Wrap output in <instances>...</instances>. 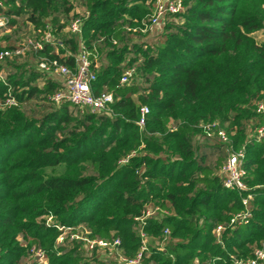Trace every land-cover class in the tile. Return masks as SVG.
<instances>
[{
  "label": "trees",
  "instance_id": "obj_1",
  "mask_svg": "<svg viewBox=\"0 0 264 264\" xmlns=\"http://www.w3.org/2000/svg\"><path fill=\"white\" fill-rule=\"evenodd\" d=\"M76 3L85 11L75 14ZM184 6L167 16L161 32L144 33L150 0H0V16L8 19L0 32L24 21L37 31L34 39L50 26L57 41L0 64V99L11 94L19 104L0 110V264H38L33 246L45 252L47 264H118V256L104 259L107 252H90L71 239L83 231L91 240L119 239L128 258L139 254L145 233V264H232V257L246 260L264 250V138L258 139L264 43L251 38L264 30L262 4L184 0ZM76 18L83 20L81 35L68 32ZM64 31L69 36L57 39ZM81 42L97 74L95 93L114 96L109 113L55 104L61 84L38 69L44 58L74 67ZM129 69L136 72L132 82L119 86ZM32 100L43 109H21ZM143 106L150 113L141 130ZM212 122L230 144L204 134L201 124ZM230 145L245 150L249 192L223 185ZM58 167L65 172L45 174ZM249 193L250 223L230 227ZM30 199L36 208L26 204ZM148 208L167 214L141 224L136 219ZM45 216L58 222L37 221ZM60 227L71 229L61 244Z\"/></svg>",
  "mask_w": 264,
  "mask_h": 264
},
{
  "label": "built area",
  "instance_id": "obj_2",
  "mask_svg": "<svg viewBox=\"0 0 264 264\" xmlns=\"http://www.w3.org/2000/svg\"><path fill=\"white\" fill-rule=\"evenodd\" d=\"M152 2V14L149 18V22L146 24L143 32L161 30L164 26L168 15H176L185 11L184 0H150ZM7 22V21H6ZM83 20L80 18L74 19L68 28V32L73 35L82 34ZM3 25V24H2ZM57 41L52 34V28L50 26L43 32L39 39L28 38L24 43L15 49H3L0 50V64L8 60H14L16 58L24 56L28 51L33 50L35 52L43 51L45 45H56ZM70 54L67 53L68 57ZM93 64L90 59V53L84 42L80 43V52L75 57L74 67L59 63L58 61H50L47 58L42 59L38 64V69L46 74L58 79L61 84V88L56 92L51 100L55 104H61L62 102H69L76 108L84 111L88 110L94 114L109 113L110 107L114 103V96L111 92L95 93L93 84L97 80V74L93 70ZM96 69L98 66L95 67ZM95 69V70H96ZM135 69L127 70L120 78L119 86L129 85L135 75ZM0 81H4V77L0 74ZM18 101L16 98L8 94L4 99H0V110L4 111L12 107H18ZM258 111L264 113V104H259ZM150 113L149 108L143 106L140 108V119L138 126L143 129L146 124V117ZM217 122L201 124L200 128L203 130L207 137H214L217 135L223 143L230 144L231 140L228 134L218 128ZM264 138V126L258 130V139ZM245 150H235L233 145L227 148L226 163L221 170L223 185L226 189L236 191L239 193L249 192L250 189L245 184L244 179L246 176V170L244 168ZM128 158L123 162H127ZM254 200L252 194H248L243 197L242 204L244 209L238 214L234 215L230 220V227L248 225L252 219V212L249 209L250 203ZM157 213L166 215L167 212L161 211V209L148 208L142 218L136 219L141 224L146 218L155 216ZM63 231L62 235L58 239V243H63L65 235L70 234L71 229L59 228ZM223 226H218L215 230V234L220 237ZM86 232L80 234L71 233L72 240L77 242H83L85 248L90 252L99 249L102 252H107L105 257L118 256L116 261L118 264H145L143 262L144 252L148 250L147 236L145 233L141 234L142 247L136 258H128L123 255L119 249L121 241L116 239L113 243L103 240H91L87 236ZM164 241L170 236V231L165 230ZM164 246V244H162ZM32 257L36 258L38 264H47V257L43 250L31 249ZM232 264H264V250L256 248L253 253V257L250 259H238L232 257ZM29 264V263H23Z\"/></svg>",
  "mask_w": 264,
  "mask_h": 264
},
{
  "label": "rangeland",
  "instance_id": "obj_3",
  "mask_svg": "<svg viewBox=\"0 0 264 264\" xmlns=\"http://www.w3.org/2000/svg\"><path fill=\"white\" fill-rule=\"evenodd\" d=\"M248 2L251 5L262 4L261 9H259V14H260L261 17H264V3H262V0H248ZM83 11H85V10L82 7V5L80 3H76L75 4V11H74V13L75 14L78 13V12L79 13H82ZM7 20H8L7 18L0 16V29L6 27V25H7V22L6 21ZM15 32H16V35H15ZM160 32H161V30H160ZM160 32H158V34ZM154 34H156V33H154ZM9 35L11 36V39L10 40H6V39L4 40L3 39L4 36H9ZM37 35H38L37 31L34 29V26L31 23L24 22V21H19V24L17 25L16 29H14V30L6 29L5 31H1L0 32V47L1 48H5L6 46H14V47H16L17 45H19L23 41H25L26 38H28V37L34 38ZM63 36H69L68 32L67 31H64V32H62L60 34H57L56 35V38L59 39V40H61V38ZM251 38H253L257 44L264 43V30H261V31H258V32L253 33L251 35ZM150 39H154V38L153 37H150L149 40ZM27 60H28V58L26 57L24 59L22 58L18 62L19 63H23V62H25ZM99 64L101 65L100 62H99ZM40 104L41 103L38 102L37 100H32L28 104H26L25 106H22L21 109L22 110H25L27 112H30L33 109H35V110L36 109L37 110H42L43 108H40L39 107ZM169 127L172 128L171 125ZM64 170H65L64 167H58L56 169H47L45 171V174H47V176H50V175H61V174H63L65 172ZM25 172H26L25 170H20V171L17 172V174H23ZM33 200L34 199H32V201H31V199H30L29 201L26 202V204L33 203V206H35V203H34ZM35 208H36V206H35ZM37 221L38 222H44L48 226L49 225H52L54 222H58L52 216L41 217V218L37 219ZM20 241L23 243L24 246L27 244L26 242H23V239L22 238L20 239ZM150 242L152 243V241H150ZM153 244L156 245V242L153 243ZM33 247H35V246H33ZM104 259H105V256H104Z\"/></svg>",
  "mask_w": 264,
  "mask_h": 264
}]
</instances>
